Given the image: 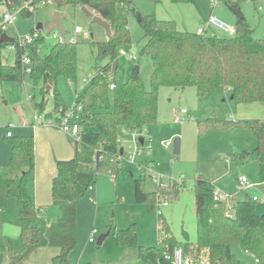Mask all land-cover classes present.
I'll return each instance as SVG.
<instances>
[{"label":"trees","instance_id":"1","mask_svg":"<svg viewBox=\"0 0 264 264\" xmlns=\"http://www.w3.org/2000/svg\"><path fill=\"white\" fill-rule=\"evenodd\" d=\"M17 7L27 0H9ZM62 4L79 5L94 11L107 21L110 35L101 42H94L97 58H107L108 63L96 70L89 82L78 90L76 103L82 110L77 119L80 137L75 142L74 156L56 161V172L51 180V195L59 215L50 220L36 206L28 183L33 178L34 147L32 135L9 138V166L19 168L21 174L5 180L6 195L15 200L17 217L14 225L20 250L14 251L12 241L0 238V264L3 253L8 255L9 264H20L31 252L43 246H56L58 252L50 259V264H75L69 253L76 243V201L81 198L97 172H115L125 162L120 159L119 141L124 135L140 133L138 140L144 142L142 130L150 133L156 122L158 89L168 85L180 91L195 88L201 99H209L218 88L227 89L234 104H248L264 101V38L252 36V29L243 16L236 17L235 34L220 36L208 32L198 33L179 30L173 20H160L153 14L143 15L130 0H61ZM177 1V0H172ZM194 1V0H189ZM230 9L239 8L237 0H222ZM27 16L32 11L22 8ZM138 18L143 31L144 44L141 54L149 57L151 63L150 85L147 89L139 77L133 73L124 81L116 78L117 60L120 48L131 43L128 15ZM3 29L0 25V34ZM37 37L26 47L30 58V72L24 74L20 57L22 48L16 39L12 43L0 41V51L10 44L15 45L12 65L1 61L0 82L18 81L25 75L33 85L41 84L53 96V111L65 109L62 96L56 88V81L64 76L76 82L77 56L76 42L63 39L52 43L45 54L40 53L44 37L39 29H32ZM114 88L110 89L109 84ZM48 91V92H49ZM35 104V103H34ZM43 110V102L35 104ZM198 128L213 126L220 130H247L257 137L254 149L259 175L264 177V120H227L211 117L197 121ZM247 159L249 152L237 154ZM143 178V179H142ZM134 199L145 203L148 210L155 205V195L159 193L167 202L178 194V187L172 184L147 191L144 177L134 178ZM213 184L197 177L193 182L195 206V241H185L182 248L195 264L206 257L207 264H240L231 250L237 244L251 254L258 264H264V213L257 214L255 201L244 198L227 208L224 201H214ZM230 209V216L227 215ZM158 242L154 246H142L137 242L134 224L116 232V242L126 248L136 250V259L123 264H170L178 242L162 213L157 214ZM183 235L185 232L183 231Z\"/></svg>","mask_w":264,"mask_h":264},{"label":"rangeland","instance_id":"2","mask_svg":"<svg viewBox=\"0 0 264 264\" xmlns=\"http://www.w3.org/2000/svg\"><path fill=\"white\" fill-rule=\"evenodd\" d=\"M132 2L143 15L153 14L160 20H173L178 27L185 26L191 30L197 28L196 22L198 19H202L203 16L208 17L209 14L231 25H235L236 21L235 13L222 0H217L213 8L210 6V0H132ZM237 3L239 4L240 13L245 18V22L252 29V36L260 39L264 38V0H237ZM10 7L4 3H0V23L3 12L8 11L12 13L17 11L12 23H3V32L13 39L31 33V30L38 23L44 24L50 21L54 12L63 14L61 26L64 38L76 42L77 78L76 82H70L66 77L61 76L56 81V88L62 96L65 105L70 107L74 99V88L81 89L84 85L83 78L90 79L97 69L108 63L107 58H97V48L94 42L105 40L107 35L103 26L92 21V13L95 14V12L84 11L79 5L58 4L56 1L45 5H37L36 2L30 16L20 12L18 6ZM75 26L86 31L88 37L83 38L81 33L74 34L73 30ZM128 26L131 43L121 49L129 51V54L135 57L131 59L118 52L115 75L119 81L124 82L133 73L134 67L137 65L139 77L148 89L150 85L151 63L147 55L141 54V47L145 41L143 31L138 24L137 18L132 14L128 15ZM54 30L57 31L56 28ZM57 32L61 34L59 31ZM219 34L220 36H226L223 32H219ZM40 35L44 37V43L40 46L39 50L41 54H45L49 46L55 42V39L52 38V33L48 32L44 27L40 30ZM0 53L3 64L12 65L14 63L15 52L8 46L2 48ZM40 86V83L33 85L27 75L20 82H0V125L3 126L0 127L1 145H8L9 147V141L4 139L7 131L14 135L18 134L19 129L16 126H19L23 121L28 123L31 120L32 106L35 102H39L41 94L45 95L46 104L43 103V107L45 106L44 112L52 108V93L50 91L47 92V88L42 87L40 90ZM193 89L192 87L187 88L184 94H182L178 89L168 85H161L158 89L156 122L151 127L150 135H145L149 139L148 152L143 151V154L135 156L133 160H126L114 174L109 170L97 172L95 180L91 182L93 190L87 189L85 194L77 199L76 243L69 253V258L75 264H123L135 261L136 250L118 244L115 237L119 229L126 228L130 224H134L139 245L152 246L157 244L156 205H154L152 210H148L145 203H138L134 200V178H138L141 175L144 177L145 189L152 190L156 188V184L147 173V165L149 163L153 164V174L160 175L164 182H176L179 184L177 196L169 200L167 205L159 207L163 218L170 225L177 242L182 244L186 240L195 241L193 180L198 172L204 174L207 168L209 169L206 164L207 160H205V163L198 159L182 160V152L174 154L172 150L173 139L176 137L180 138L179 133L170 138L172 141L168 147H164L162 142L168 138L167 132L181 133L183 128L188 131L187 138L191 136L192 142L195 144H198L197 139H203L213 132H223L213 126L200 130L197 120L195 122H176L174 115L182 113V108L190 113V115H194L195 119L200 120L206 114H221L216 115L219 117L228 116L234 112V104L231 102L228 104V101L220 102L219 89L207 100L197 98L201 102L198 101L196 104L194 92H192L193 102L188 99L186 93V91H193ZM28 94L31 98L27 101ZM262 103L263 108L259 112L264 113V101ZM8 122L16 126L5 128L4 125ZM183 125L185 126L180 129ZM190 126L191 128L189 129ZM22 131L26 132L28 129L25 128ZM127 139L132 146L131 149L134 150L133 142H131L132 135L128 136ZM192 149L194 151L197 148L195 145H187L186 153ZM204 149L205 151L199 152L200 156L218 152L220 144L215 140L207 142L206 139ZM199 150H202L201 146ZM219 157V159L227 157L229 162L234 159L232 154H219ZM120 159L124 161L122 158ZM249 161L252 162L253 160L250 159ZM223 162L227 163L226 160ZM3 166L2 171H0V178H6L7 173L11 171L9 166ZM242 169L244 171L248 169L244 174L248 178L250 188L238 189L239 186L232 173L231 176H227L224 181L219 183L223 188V192H232L233 201L229 199L231 196L226 199V206L229 208L231 206L230 202L235 203L236 200L243 199L245 194L249 196L255 195L260 199H264V181H261L259 178L257 166L245 164ZM254 207L256 213L260 215L264 210V202L257 201ZM48 211L49 216L45 215L49 221L59 215V210L56 206L49 207ZM230 211V209H227L228 213ZM16 217L17 208L15 205L8 206L3 213L0 212V237L5 234L8 235L3 240L11 238L12 231H14V234L17 231L14 225ZM5 226L6 231H3ZM182 230H185L187 236L182 234ZM105 232H108V234L103 243L97 245L96 240L98 236ZM90 237L93 238L92 243L89 242ZM14 238L16 239L14 240V244H16L13 246L14 251L18 252L20 246L17 233ZM36 250L41 257L45 255L44 259L47 258L49 264L50 258L58 252L56 246H43ZM231 250L240 261V264H258L251 254L242 250L237 244L231 246ZM31 259L30 256L29 260H25L22 264H31ZM33 263L36 264L37 260ZM2 264H9V257L5 253H3Z\"/></svg>","mask_w":264,"mask_h":264},{"label":"crops","instance_id":"3","mask_svg":"<svg viewBox=\"0 0 264 264\" xmlns=\"http://www.w3.org/2000/svg\"><path fill=\"white\" fill-rule=\"evenodd\" d=\"M130 2H131L132 6L137 8V6L135 4H133L132 0H130ZM210 6L212 8L214 7L213 5H211V3H210ZM82 9H83V7H82ZM85 10L91 12L90 10H87V9H85ZM137 10H139V9L137 8ZM139 12H140V10H139ZM92 15H96V14L92 13ZM209 15H212V14H209ZM207 18L208 17L203 16L202 19H198L196 22L197 28H195V30H191L190 28H188V27L186 28L185 26H179L178 27L176 25V23H175V25L179 30L189 31V32H197V30L200 27H203L205 25ZM128 28H129V26H128ZM34 29H36V28H34ZM206 32H208V33L214 32V34L220 35L219 31H216L212 28H208L206 30ZM188 88H190V87H188ZM186 89L187 88H185L184 90L181 91L182 94H184ZM218 89H219L218 94L221 97L220 102L228 101V104H229V102L233 103L232 98H231V94L227 89H224V88H218ZM49 90H51V89L49 88ZM46 91H47V89H46ZM75 91H78V89L74 88V92ZM192 92H194V94L196 96V104H197V102L199 101L198 99H200V98L196 95L195 88L193 89V91H186L188 99L192 102L194 101V99L192 97ZM30 98H31V96L28 94L27 95V101ZM40 100L46 104L45 95L41 94ZM199 102H201V101H199ZM36 103H38V102H35V104ZM35 104H33V106H32V118L28 123L23 121V122H21V124L19 126H16V125H13L11 122H8L6 125H4L5 128L10 127L9 125H11L12 127L16 126V128L19 129L18 134L14 135L11 133V136H7L5 134V138H4V136H2V138H4L5 140H9V138H12L13 136L32 135L33 147H34V170H33V178H32V180L29 181L27 188H28V191L33 196L35 205L41 207V211L44 214H47L49 216V211H48L49 207L55 206V203H54L55 201L52 198L50 188H51V180H52V178L56 172V161L66 160V159L72 158L74 156V153H75V142L76 141L71 136H69L68 134L61 131L56 126V124H54V123L52 125L36 124L35 121H33V110L34 109L39 110V109H38V107L35 106ZM229 107H230V105H229ZM44 108H45V106L43 107V110H41V111H44ZM262 108H263L262 102H253V103H248V104H243V103L234 104V112L230 113L228 116L224 115L221 117H223L224 119H227V120L257 119V120L263 121L264 120V113L259 112V110H261ZM182 109H184V108H182ZM44 113H45V115L47 114L46 115L47 117L54 118L53 114L55 112L53 111V106L49 111H47V112L45 111ZM186 115L188 117H185L186 119L183 122L176 121L175 115H174V120L176 122H179V123H184L186 121H192V122H195L196 120L198 121V119H195L194 115H190V113H188V112ZM216 115H221V114H214V115L213 114H208V115L206 114L205 116H202V118H200V120L206 119V118H211V117L221 118V117L216 116ZM184 126L185 125L181 126L180 129ZM191 126L193 127V125H191ZM191 126L189 127V129L191 128ZM0 127H3V126L0 125ZM25 128H27L28 131L23 132L22 129H25ZM180 129H179V131H180ZM182 130L183 131H181V133L180 132H167L166 135L168 136V138L166 140H169L171 137L176 136V133H179L180 138H179V151L178 152H182L181 153L182 160H184V159H198L204 163H205V160H207L206 164L208 165V167L210 169L209 170L207 168V171L204 172V174L201 172H198L196 174L194 180L197 177H199V178H203V179H206L209 182H211L213 184L214 190H217L218 192L227 195L225 200H224L225 203H226V199H228L232 195V192H228V193L223 192V190H222L223 188L219 183L224 181V179L227 176H231L233 174L235 181L239 186L238 189L250 188V187H244L242 184H240L239 177L242 175L246 176L244 174V172H247V170L252 167L251 166L246 171H244V169H242V168L244 167L245 164H248L249 166L250 165H256L257 169H258V174H259V168H258V165L255 161V154L256 153L254 152V149L257 145V137L254 133L249 132L247 130H239V129L229 130V131L222 130L223 132H221V131L217 132V133L213 132L203 139H197L198 144H195L192 142L191 136L187 138V135H188L187 129L184 130V128H183ZM145 132H146V130H145ZM24 133H26V134H24ZM150 133H151V129H150ZM150 133L148 134V136L150 135ZM189 135H191V134H189ZM123 139L124 140L127 139V136L125 133H124V135H122V137L119 141L120 148L123 147V142H122ZM206 139H207V142L211 141V140H215L216 142H218L220 144V149L218 152H216L214 154H211V155L207 154V155L200 156L199 152L205 151L204 147H205ZM187 145H192V146L195 145V147L197 149L194 151L192 149L191 151L186 153V146ZM200 146L202 147L201 151L199 150ZM241 151L249 152L247 159H241L238 157L237 154L240 153ZM219 154H232L234 159L230 160V162H229L227 157L219 159L220 158ZM8 156L10 157V145L8 147V145H1V143H0V171H2V168L4 167L3 165L9 166ZM250 159L253 161L252 162L249 161ZM4 160H5V162H4ZM224 160H226L227 163L226 162L224 163L223 162ZM245 162H247V163H245ZM2 163H4V164L2 165ZM10 170L11 171L7 173L8 175L6 176V178L5 177L0 178V212H2V213L5 211V209L8 206H10V205L16 206L15 200L7 197V195H6L5 180L8 178L20 175L21 170L19 168H13V167H10ZM240 172H242V173H240ZM140 177H142V176L140 175ZM259 178L261 181H264V177H261L259 175ZM247 180H248V178H247ZM167 184H172V185L177 186V187L179 186V184L176 182H174V183L169 182ZM88 190H93V188L88 189ZM153 190H156V188L152 189V190H147V191H153ZM253 196H255V195H253ZM253 196H249V195L245 194L244 198H247V197L251 198ZM229 199H231L233 201L232 196ZM240 200H242V199H240ZM236 201H239V200H236ZM233 203L234 202H230L231 206L233 205ZM227 208H229V207L227 206ZM262 213H264V210ZM262 213H260V214H262ZM194 214H195V206H194ZM194 222H195V220H194ZM156 228H157V221H156ZM3 231H6V226L4 227ZM171 231H172V229H171ZM183 231L185 232V230H182V234H183ZM12 233L13 234H11V238H9V239H11V240L13 239L12 244L14 246V245H16V244H14V240H16L14 237H16L17 231H15V234H14V231H12ZM105 233L108 234V232H105ZM172 233H173V231H172ZM101 234H104V233H101ZM107 234L105 235V237L107 236ZM173 235H174V233H173ZM185 236H187L186 232H185ZM4 237H8V235L5 234L4 236H2L0 238L4 239ZM105 237H104V239H105ZM104 239H103V241H104ZM186 241L193 243L192 240L191 241L186 240ZM157 242H158V240H157ZM152 246H154V245H152ZM178 246L182 247V244L178 243ZM37 252H38L37 250L31 252L30 255L25 260H29V258L31 256V258H32L31 264H34L33 262L35 260H37L36 264H49V260L47 258L44 259L45 255L43 257H41ZM48 255L50 256V254H48ZM24 261H22L20 264H22Z\"/></svg>","mask_w":264,"mask_h":264},{"label":"built area","instance_id":"4","mask_svg":"<svg viewBox=\"0 0 264 264\" xmlns=\"http://www.w3.org/2000/svg\"><path fill=\"white\" fill-rule=\"evenodd\" d=\"M56 0H27L24 1L18 8L21 10L22 8L33 11L36 2L37 5H45L51 2H55ZM217 0H210L211 5H214ZM0 3L6 4L8 7H10V1L9 0H0ZM12 8V7H10ZM17 11L16 12H3L1 16V28L4 29L3 23L10 24L16 17ZM208 28H212L216 31L223 32L226 36H233L235 34L236 28L235 25L228 24L218 17L214 15H209L205 25L203 27H200L197 32L198 33H204ZM74 34H79L81 33L83 38L88 37V33L86 31H83L80 27L75 26L74 27ZM52 33V38L55 39V41H62L64 38V35L59 34L57 31H51ZM209 34H214V32H210ZM37 37V33H29L25 34L23 36L17 37L16 41L18 45L22 48V53L20 57V63L23 69L24 74H28L30 72V58L27 53L26 47L29 43H31L34 38ZM16 44H10L8 47L12 49L13 51L16 49L15 48ZM121 55H126L128 58L134 59L135 56L129 54V51L127 50H122L121 48L118 51ZM84 84L88 83L90 79L83 78ZM109 88L112 89L114 88V84L110 83ZM78 96V91L74 92V99L73 103L70 107H66L65 109H62V107H59L58 111L53 114L54 118L47 117L44 113V111H39L34 109L33 110V121H35L36 124H46V125H52L53 123L56 124V126L63 131L64 133L68 134L71 136L75 141H77L80 137V125L78 124L77 119L80 117V112L82 110L81 104L76 103V99ZM29 98V97H28ZM181 112L179 115L175 116V120L179 122H183L186 118L188 117L187 111L185 109H181ZM11 126V125H9ZM7 136H11V132L6 133ZM132 135V141L133 142V149H131V145L127 141L128 139H123V147H122V152L120 155V158H122L124 161L126 160H133L135 156L143 154L144 152H148L149 144L148 141L149 139L145 137L146 132L145 129L142 130V135L144 136V142L140 143L138 138L141 136L140 133H133ZM148 136V135H147ZM143 140V139H142ZM164 147H167L171 144V139L169 140H164L162 142ZM153 164L149 163L147 165V173L148 175L151 176L152 181L156 184V189L162 188L167 186V182H164L162 180V177L160 175H155L152 172ZM145 171V169H144ZM143 171V172H144ZM114 174V172H111ZM239 182L242 184L244 187H250V183L248 182L246 176L242 175L239 177ZM88 189H92V186H89ZM226 194H222L218 192L217 190H214L212 193V198L214 201H224L226 198ZM251 199L255 202H264V199H260L257 196L251 197ZM167 201L164 200L162 197H160L159 193H156L155 195V205H156V212L157 214H160V206H165L167 205ZM227 215L230 216L231 214L227 212ZM89 241L92 242L93 238H89ZM200 264H207L208 260L206 257H202L201 260L198 262ZM170 264H195L193 259L190 257V255L186 254L184 249L181 246H178L175 248L172 258H171V263Z\"/></svg>","mask_w":264,"mask_h":264},{"label":"water","instance_id":"5","mask_svg":"<svg viewBox=\"0 0 264 264\" xmlns=\"http://www.w3.org/2000/svg\"><path fill=\"white\" fill-rule=\"evenodd\" d=\"M56 2L58 4H62V1L61 0H56ZM83 10H85V8L83 7ZM233 12L235 13L236 17H241L243 16L240 11H239V8L237 9H234ZM63 17V14L60 13V12H54L52 18L50 21H47L45 22L44 24L42 23H38L36 25V29H39L41 30L43 27L47 29L48 32H51L53 31L54 28H56L57 31H59L61 33V35H64L63 33V30H62V26H61V18ZM92 21L93 22H96L98 24H100L101 26H103L105 32H106V35L109 36L111 31H110V27H109V24L107 23V21L103 20L101 17H99L98 15H92ZM137 21H138V18H137ZM0 41L1 42H6V43H12L13 41V38L12 37H9L8 35H6L4 32H2L0 34ZM116 64L117 62H114L113 65H112V71L115 70L116 68ZM138 73V66L136 65L134 67V74H137ZM50 86L47 87V91L49 90ZM232 98V96H231ZM139 141H142V138L139 139ZM173 153L174 154H177L178 151H179V138L176 137L173 139ZM119 152L121 153L122 152V148L119 149ZM107 233H104V234H100L96 240V244L97 245H101L102 242H103V239L105 237Z\"/></svg>","mask_w":264,"mask_h":264}]
</instances>
